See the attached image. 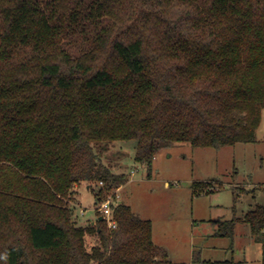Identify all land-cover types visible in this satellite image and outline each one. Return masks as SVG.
<instances>
[{
    "label": "trees",
    "instance_id": "trees-1",
    "mask_svg": "<svg viewBox=\"0 0 264 264\" xmlns=\"http://www.w3.org/2000/svg\"><path fill=\"white\" fill-rule=\"evenodd\" d=\"M263 111L264 0H0V264H189L161 259L129 205L112 229L78 225L70 200L124 178L105 162L120 141L138 163L251 143ZM245 221L264 251V205Z\"/></svg>",
    "mask_w": 264,
    "mask_h": 264
},
{
    "label": "rangeland",
    "instance_id": "rangeland-1",
    "mask_svg": "<svg viewBox=\"0 0 264 264\" xmlns=\"http://www.w3.org/2000/svg\"><path fill=\"white\" fill-rule=\"evenodd\" d=\"M136 144L120 141L108 153L105 162L124 178L103 196L152 222L161 259L197 264L198 252L201 261L263 264V245L245 217L264 205V111L251 143L214 148L176 142L158 149L149 163L135 161ZM195 183L206 184L209 191L196 192ZM92 185L79 186L70 200L78 225L96 221L99 186ZM234 219L233 236L219 235L220 223ZM87 243L91 249L96 239L87 237Z\"/></svg>",
    "mask_w": 264,
    "mask_h": 264
},
{
    "label": "built area",
    "instance_id": "built-area-1",
    "mask_svg": "<svg viewBox=\"0 0 264 264\" xmlns=\"http://www.w3.org/2000/svg\"><path fill=\"white\" fill-rule=\"evenodd\" d=\"M102 185H104V183L100 182V186ZM94 210L97 217H102L104 220L107 221L109 228H117V221L113 217V199L111 197L100 199L97 202ZM84 214L85 212L82 211V215Z\"/></svg>",
    "mask_w": 264,
    "mask_h": 264
},
{
    "label": "water",
    "instance_id": "water-1",
    "mask_svg": "<svg viewBox=\"0 0 264 264\" xmlns=\"http://www.w3.org/2000/svg\"><path fill=\"white\" fill-rule=\"evenodd\" d=\"M100 220H103V218L101 217ZM93 224H95V223H93Z\"/></svg>",
    "mask_w": 264,
    "mask_h": 264
},
{
    "label": "crops",
    "instance_id": "crops-1",
    "mask_svg": "<svg viewBox=\"0 0 264 264\" xmlns=\"http://www.w3.org/2000/svg\"><path fill=\"white\" fill-rule=\"evenodd\" d=\"M94 223V222H93Z\"/></svg>",
    "mask_w": 264,
    "mask_h": 264
}]
</instances>
